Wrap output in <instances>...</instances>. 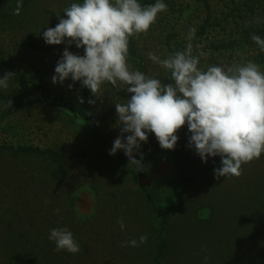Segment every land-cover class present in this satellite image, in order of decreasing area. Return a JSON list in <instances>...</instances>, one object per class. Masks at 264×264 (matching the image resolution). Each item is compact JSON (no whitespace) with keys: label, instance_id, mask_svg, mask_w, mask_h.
<instances>
[{"label":"trees","instance_id":"trees-1","mask_svg":"<svg viewBox=\"0 0 264 264\" xmlns=\"http://www.w3.org/2000/svg\"><path fill=\"white\" fill-rule=\"evenodd\" d=\"M153 4L135 0L125 9L118 0H0V55L2 34L47 52L59 44L63 15L74 22L100 11L117 20L127 41L98 30L81 36L98 35L134 62L142 55L129 24ZM40 22L55 34L48 43L38 37ZM80 78L78 105L67 106L83 120L86 143L66 150L0 142V264H264V123L239 126L247 108L231 90L240 84L178 61L152 88L129 79L128 90L141 96L144 127L117 141L99 124L93 76L84 68ZM0 101L3 118L29 106L2 91ZM166 151L178 167L170 206L145 184L153 155ZM82 186L98 199L96 213L85 219L72 195ZM205 208L209 216L202 218Z\"/></svg>","mask_w":264,"mask_h":264},{"label":"rangeland","instance_id":"rangeland-1","mask_svg":"<svg viewBox=\"0 0 264 264\" xmlns=\"http://www.w3.org/2000/svg\"><path fill=\"white\" fill-rule=\"evenodd\" d=\"M118 1L129 9L135 0ZM150 1L154 4L129 24L128 35L142 55L134 62L98 35L81 36L83 31L98 30L127 41L117 20L100 11L74 22L63 15L59 44L47 52H33L20 45V37L2 34L5 54L0 55V91L29 101V106L13 109L3 118L0 101V142L59 145L66 150L86 143L83 120L67 106L78 105L85 87L80 78L84 68L93 76V100L101 128L117 141L123 132L139 133L145 117L141 96L128 90V80L139 79L152 88L165 78L174 61L191 63L195 72L220 82L224 77L237 81L240 86L231 90V96L247 108L239 126L248 129L264 123V0H209V6L204 0ZM207 21L206 34L200 37ZM54 35L49 22L38 31L46 43ZM216 46L225 48L217 50ZM127 145L135 153V145ZM177 176L176 159L167 151L160 152L153 155L145 184L170 206L177 192ZM72 195L79 218L96 213L97 195L89 186ZM208 216L209 209H203L201 217Z\"/></svg>","mask_w":264,"mask_h":264}]
</instances>
